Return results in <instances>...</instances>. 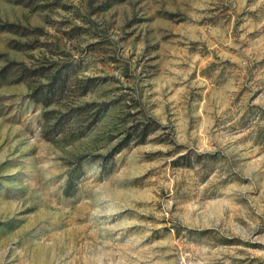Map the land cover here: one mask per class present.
Segmentation results:
<instances>
[{"label": "rangeland", "instance_id": "1", "mask_svg": "<svg viewBox=\"0 0 264 264\" xmlns=\"http://www.w3.org/2000/svg\"><path fill=\"white\" fill-rule=\"evenodd\" d=\"M7 23L0 264H264V0H0ZM42 68L68 75L48 108L19 81Z\"/></svg>", "mask_w": 264, "mask_h": 264}, {"label": "trees", "instance_id": "2", "mask_svg": "<svg viewBox=\"0 0 264 264\" xmlns=\"http://www.w3.org/2000/svg\"><path fill=\"white\" fill-rule=\"evenodd\" d=\"M7 32L14 35H19L22 37L27 36L28 31L25 28H21L20 26L14 24H3L0 25V33ZM19 50L21 48H18ZM48 71L41 70H27L22 69L21 78L19 81H29L31 82L33 79H42L47 77V83H38L34 86L32 90V98L36 103H39L43 106V108H48L51 105H56L62 99V94L65 90L66 81L68 78L67 74H62V69L53 70V68L47 69ZM82 84L81 92L79 93V97L85 96L88 92H90L95 87V80L86 79L80 81ZM93 104H84L82 106L74 105V108H70V113L74 112V121L83 116L89 108L93 107ZM60 113L57 110L45 111L43 116L46 121L51 119V116H57ZM60 117V116H59ZM54 119V118H52ZM55 121V120H54ZM59 122V121H58ZM57 120L54 124L48 128V130L42 132V137L46 141H53L52 136L57 134V128L59 123ZM158 124L151 120V122H139L136 125L131 126L129 131L126 133V137L122 140L118 145H116L115 154L120 153L122 150L128 148L132 143L136 145L144 144L148 136L158 130ZM51 135V136H50ZM111 159H113V155H110ZM108 163L105 162L104 165ZM183 167H189L190 164H182Z\"/></svg>", "mask_w": 264, "mask_h": 264}]
</instances>
